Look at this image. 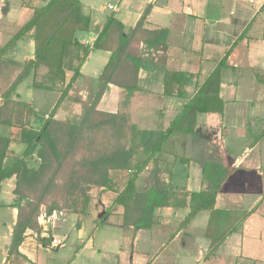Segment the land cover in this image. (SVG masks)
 I'll use <instances>...</instances> for the list:
<instances>
[{"label":"crops","instance_id":"obj_1","mask_svg":"<svg viewBox=\"0 0 264 264\" xmlns=\"http://www.w3.org/2000/svg\"><path fill=\"white\" fill-rule=\"evenodd\" d=\"M8 1L0 0V10L3 11L0 16L1 27L11 24L6 18L14 17L11 10L4 8V2ZM80 2L85 13L91 17V30L76 34V40L80 44H92L97 37L96 31L109 15H113L122 24L123 33L128 36L148 5L152 8L146 18L144 29L147 31L162 29L167 32L164 45L146 42H140L138 45L141 62L137 81L138 91L131 93V97H128L130 101L127 110L120 112L127 114L130 119L134 116L135 104L146 101L148 105L154 103L158 107L156 113L161 126L168 115H171L173 120L185 101L162 97L164 73L173 71L193 75L195 85L187 89V95L191 97L196 85H201L216 66L223 63L227 52L220 72V97L225 82L228 84L231 82L224 81L222 73L236 76L232 82L235 83L234 88L238 86V81L246 79L253 83L255 90L257 87L254 86L259 85L261 87L259 91L264 94V0H116L115 6H107L112 14L100 8L95 9L94 6L88 5L89 2L88 4ZM20 9L23 13L30 11V8L24 6ZM26 43L31 46L30 55L23 59L17 58L19 47ZM32 54L33 44L29 41H19L13 58L16 62H22L31 59ZM109 57V52L96 51L89 54L81 67V77L58 106L60 108L62 106V109L57 108L54 119L63 122L64 114H67L66 117L79 116L81 106L90 96L92 86L97 85ZM205 67L211 69L205 70ZM226 88H230V85ZM122 94L126 95L125 91L110 85L97 109L105 113H119V100ZM110 96L117 102L112 109L106 104ZM167 99L173 101L165 107ZM229 101L239 102L236 96ZM223 102L225 105V101ZM258 102L264 107V97ZM103 104L105 109L111 111H102ZM247 104L253 106L250 101ZM200 116L197 117L193 140L211 141L213 144L216 142L220 146L217 155L207 153V157L203 156L197 160L190 155L178 154L179 151L174 148V144L166 150L163 146L162 152L155 156L146 171L139 176L136 187L139 191L154 188L176 193L206 190L211 184L202 181L201 175L207 162L230 170L217 195L215 209L249 213V216L236 232L226 235L219 243H211V240H220V236L213 235L207 238L205 235L209 212H200L187 227L183 228L181 224L188 214V209L171 207L157 209L154 215L159 224L149 230H139L129 239L131 244L129 264H264V125H224L223 110V116L219 118L222 130L217 131L219 125H200ZM253 116L260 118L259 114ZM0 126L4 127L2 132L0 130V136L8 137L12 142L9 148L12 153L7 159L9 162L19 156L20 131ZM169 140L170 138L167 141ZM143 180L149 182V185L141 187L140 181ZM13 189L14 179L0 185V213L2 210L10 213L8 222L3 221L0 215V239L1 230L7 231L3 244L4 257L0 264H9L7 252L17 216V209L14 206L18 203L12 193ZM107 202L104 196L90 201L89 213L82 216L55 212L54 226L46 229L38 221L41 232L34 233L30 230L25 232L23 242L18 248L22 258L14 264H49L52 258L46 261V256L43 255L48 248H54L55 260L62 251L73 253L72 260L67 264L75 263L82 254L87 258L98 256L101 260L105 244L95 246L93 235L109 220L108 218L100 227L97 225L98 208L105 211L111 204ZM121 213V209H116L112 216L121 220ZM121 223H117L116 226L121 228ZM165 229H171L172 232L158 241L161 230ZM51 240H55V247L50 246ZM121 254V249H118L114 255L120 258ZM115 264L121 263L116 261Z\"/></svg>","mask_w":264,"mask_h":264},{"label":"trees","instance_id":"obj_2","mask_svg":"<svg viewBox=\"0 0 264 264\" xmlns=\"http://www.w3.org/2000/svg\"><path fill=\"white\" fill-rule=\"evenodd\" d=\"M30 18L0 47V81L10 67L18 69L15 79L0 93V125L20 131L22 152L7 162L12 144L0 136V185L14 179L13 195L17 216L7 252L9 264L22 258L18 248L26 231L40 233V215L53 212L82 216L90 210V190L103 189L115 193L110 206L103 212L97 225L102 226L121 209L122 228L149 230L159 224L154 215L162 208L188 209L181 227H187L200 212H209L205 235H226L236 232L249 213L215 209V202L230 170L210 163L204 164L202 181L209 188L199 192H168L150 188L139 191L136 182L172 134L195 136L197 117L223 116L224 102L220 97V72L227 54L216 68L197 86L191 97L187 89L194 82L188 73L166 71L163 77V98L184 100L182 109L165 130H139L125 113H105L97 109L108 89L114 86L127 93L137 92L141 62L140 42L164 45L166 30L147 31L145 21L152 6L145 7L135 28L128 36L113 15L106 17L96 33L95 41L83 45L76 40L78 32L91 30V17L79 0H41ZM19 41L33 44L31 59L16 62L13 58ZM109 52L110 57L97 80V91L79 120L61 122L54 114L68 92L81 77V67L92 52ZM67 74H70L67 79ZM32 77V88L58 93L59 99L47 118L35 108L21 101L17 87ZM14 97V98H13ZM80 155L76 157V154ZM35 157L36 166L29 163ZM127 176L119 187V176ZM60 181V182H59ZM59 194V202L50 203L46 211L45 199L52 188ZM38 189L35 198L32 195ZM34 191V192H32ZM32 194V195H31Z\"/></svg>","mask_w":264,"mask_h":264},{"label":"rangeland","instance_id":"obj_3","mask_svg":"<svg viewBox=\"0 0 264 264\" xmlns=\"http://www.w3.org/2000/svg\"><path fill=\"white\" fill-rule=\"evenodd\" d=\"M86 4L88 2L90 6H94L95 9H101L102 11L112 14L111 10L107 9L108 5L115 6L116 0H80ZM42 1L39 0H9L8 2H4V8L7 10H11V15H13V18H6L10 20V25L2 26L0 25V46L7 43L11 37L20 29L22 25L25 24V22L30 18L32 14V9L34 7H38L42 5ZM28 7L30 8V11L27 13L21 12L22 10L20 8ZM3 11L0 10V16ZM9 24V23H8ZM21 45V44H19ZM18 50L17 58L23 59L30 55L31 46L29 44H22ZM211 69V68H210ZM209 67H205V70H210ZM18 73V69L15 67H10L7 69V71L4 73L3 78L0 81V93L5 91L9 84L15 79L16 75ZM223 80H230L231 82L228 84L225 82V88L223 92L221 93V98L223 101H225L224 105V118H223V124L224 125H264L263 121V115H264V107H262V103H259L258 101H261L264 97V94H262L259 89L261 88L259 85H256L254 87H257V90L253 88V83H249L246 79L243 81H238V86H235V83H232L235 81L236 76L233 74H227L222 73ZM70 74H67V79H69ZM230 85V88H226V86ZM241 87V89H240ZM97 91V85L95 84L92 86L90 96L86 99V102L81 106V113L79 116H76V118L72 115H69L66 117L67 114H64L63 122L66 121V123L79 120L85 109L89 106L91 99L93 95ZM70 92V91H69ZM68 92V93H69ZM20 96L21 101L28 103L30 106H33L35 108L36 112L39 116L43 117L46 115L47 118L49 114L52 112V108L54 107V104L57 103L59 99L58 93H48L44 91H38L34 90L32 88V77H28L23 83H21L17 89L16 94ZM126 95L122 94L120 96V104H119V112H124L127 110V106L129 104L128 97H131V93L125 92ZM130 95V96H129ZM76 96V95H75ZM233 96H236L237 100H239L238 103L229 101ZM173 99H167L166 104L164 106L166 107L169 103H171ZM250 101L253 103V106H249L247 102ZM143 101H141L142 103ZM136 103L135 105V112L134 116L131 117L130 121L131 123L135 124L139 130H149V131H159V130H165L168 127L169 120H172V116L168 115L167 118L164 121V125L161 126V122L158 120L160 119L158 114L156 113L157 106L155 104L148 105V103L145 101L142 104ZM144 103L146 105H144ZM61 104V103H60ZM106 104H109V108H114L116 106L117 102L114 101L113 97L108 98V102ZM141 105V106H140ZM170 105V104H169ZM60 108V107H58ZM154 108V109H152ZM62 109V106L61 108ZM102 111H111L108 109H105V105H102L101 108ZM63 111V110H62ZM79 113V112H78ZM259 114L260 118H255L253 115ZM55 115V114H54ZM250 118L249 120L247 118ZM218 116L215 115H202L199 117V123L200 125L208 124V125H219L217 131L222 130L220 128V121ZM4 127L0 126L1 132L3 131ZM171 144H174V148L177 149L181 156H192L196 157V159H200L203 156L207 157V153L211 155L212 153H215L217 155V150L220 149V146L216 144V142L213 144L211 141H198L193 140L192 136H185L181 134H172L170 136V140L167 141V143L164 145V149L171 148ZM19 154L22 152V147L18 150ZM80 155V152L76 154V157ZM210 162V161H209ZM207 163V162H206ZM205 163V164H206ZM31 167L36 166L35 157L32 159V161L29 163ZM182 172V169L179 170ZM203 172V171H202ZM202 177V175H201ZM119 178V187H121L127 176L123 173V175ZM60 182V181H59ZM141 187H145L149 185V182L146 181H140ZM36 190V189H35ZM100 191V192H99ZM105 191V190H104ZM98 190V189H91L90 190V199L96 200L98 197L104 196V199L108 201L107 203L112 202V200L115 197L114 192ZM34 192V191H32ZM39 190L37 189L34 194L31 196L32 199H34ZM59 194L56 192L55 194V187L52 188V190L49 192L45 199V206L41 207V211L45 212L47 206L50 205V203L55 202V199L59 202ZM101 208V207H100ZM102 209V208H101ZM98 214L97 217L100 219L102 217V214L104 211H100L98 208ZM1 219L5 222H8L10 220V213L6 210H2L1 213ZM121 223L120 218H116L115 216L109 217L108 222L101 227V229H98L95 231L93 235L94 239V245L97 246L99 244H105V251L103 252L101 256V260L98 256H95L94 258H87L84 257L82 254L79 259H76L75 263L72 264H115L116 261H118L121 264H129L128 262H131L130 258V250H131V244L129 243V239L134 237L136 232L139 230L133 229V228H120L117 227L116 224ZM3 232V233H2ZM6 229L1 230L2 238L0 239V263L3 260L4 257V247L3 244L5 242V234ZM161 236L158 238V241L163 240L164 237L169 236V234L172 232L171 229H165L161 230ZM125 238L127 242H125ZM10 242V237H8V243ZM118 249H121V256L120 258H117L115 254ZM46 256V261L52 258L51 263L49 264H67L70 263L72 260L73 253L70 251H62V254H60L59 257H56L58 259L55 260V251L54 248H48L47 252L43 254ZM49 258V259H48ZM148 260L150 258L148 257ZM56 261V262H55ZM135 264V263H134Z\"/></svg>","mask_w":264,"mask_h":264},{"label":"built area","instance_id":"obj_4","mask_svg":"<svg viewBox=\"0 0 264 264\" xmlns=\"http://www.w3.org/2000/svg\"><path fill=\"white\" fill-rule=\"evenodd\" d=\"M111 9V7H110ZM38 221L41 222L42 227H53L54 226V221H55V212H53L51 215L46 216L44 214L40 215L38 218ZM51 247H55V240H51Z\"/></svg>","mask_w":264,"mask_h":264}]
</instances>
